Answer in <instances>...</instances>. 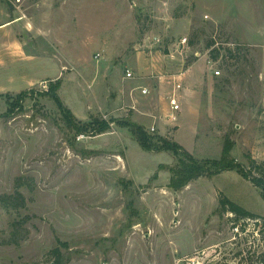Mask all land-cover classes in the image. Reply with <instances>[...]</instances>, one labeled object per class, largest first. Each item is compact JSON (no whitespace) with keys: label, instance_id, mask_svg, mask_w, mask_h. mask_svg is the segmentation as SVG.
Returning <instances> with one entry per match:
<instances>
[{"label":"rangeland","instance_id":"rangeland-1","mask_svg":"<svg viewBox=\"0 0 264 264\" xmlns=\"http://www.w3.org/2000/svg\"><path fill=\"white\" fill-rule=\"evenodd\" d=\"M3 22L0 197L19 190L25 207L0 200V264H56L54 248L59 264H264L262 189L231 170L174 190L177 156L125 124L198 159L229 139L264 182V0H0ZM57 79L77 121L110 128H68Z\"/></svg>","mask_w":264,"mask_h":264},{"label":"trees","instance_id":"trees-1","mask_svg":"<svg viewBox=\"0 0 264 264\" xmlns=\"http://www.w3.org/2000/svg\"><path fill=\"white\" fill-rule=\"evenodd\" d=\"M218 56V55H217ZM215 56V58L217 57ZM60 86V80L57 79L49 86V95L58 105L62 119L66 126L73 129L77 134H91L96 135L107 131L110 128L112 121H107L100 118H93L89 123H82L75 119L71 111L63 106L59 101L56 90ZM20 95L17 96L20 97ZM135 140L140 147L145 151L161 152L169 151L175 154L178 158L176 166H166L170 172V179L168 186L174 190H179L187 186L191 181L200 177H211L217 175L223 171L236 170L245 178H248L254 185L262 189V196L264 199V182L261 178L253 177L248 170L244 169L240 163L236 162L231 156L232 143L229 139H226L218 159H198L192 156L187 151L183 150L178 144L160 136L149 135L143 127L132 124L130 122L125 123ZM1 202L6 206L13 209L25 207V198L19 190H15L12 194L3 195L0 197ZM219 204L222 209L229 210L240 218L255 216L253 213L248 212L246 209L235 204L225 196L219 198ZM24 219L13 222L12 237L13 242H18L16 233L21 227H23ZM65 245V244H63ZM52 253L55 254V263H61L60 253L58 248H54Z\"/></svg>","mask_w":264,"mask_h":264},{"label":"built area","instance_id":"built-area-1","mask_svg":"<svg viewBox=\"0 0 264 264\" xmlns=\"http://www.w3.org/2000/svg\"><path fill=\"white\" fill-rule=\"evenodd\" d=\"M216 75L219 74V71H215L214 72ZM126 77L127 78H131L132 77V71L131 70H126ZM176 88H180V84H177V87ZM147 90L144 89L143 92L145 93ZM169 103H170V107H171V110L172 111H176V110H179L180 109V104L178 102V98L177 96L174 94V95H171L169 97ZM151 130L153 131L154 130V127L152 126L151 127ZM198 256H191V257H186V261L187 263L186 264H200L199 261H198Z\"/></svg>","mask_w":264,"mask_h":264},{"label":"crops","instance_id":"crops-1","mask_svg":"<svg viewBox=\"0 0 264 264\" xmlns=\"http://www.w3.org/2000/svg\"><path fill=\"white\" fill-rule=\"evenodd\" d=\"M7 22L0 23V26H4Z\"/></svg>","mask_w":264,"mask_h":264}]
</instances>
